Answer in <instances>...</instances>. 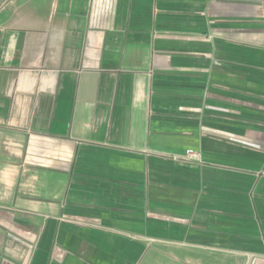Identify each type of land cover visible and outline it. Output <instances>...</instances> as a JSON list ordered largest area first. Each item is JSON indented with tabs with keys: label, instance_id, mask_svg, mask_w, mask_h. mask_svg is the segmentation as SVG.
Returning <instances> with one entry per match:
<instances>
[{
	"label": "crops",
	"instance_id": "crops-1",
	"mask_svg": "<svg viewBox=\"0 0 264 264\" xmlns=\"http://www.w3.org/2000/svg\"><path fill=\"white\" fill-rule=\"evenodd\" d=\"M0 264H264V0H0Z\"/></svg>",
	"mask_w": 264,
	"mask_h": 264
},
{
	"label": "built area",
	"instance_id": "built-area-1",
	"mask_svg": "<svg viewBox=\"0 0 264 264\" xmlns=\"http://www.w3.org/2000/svg\"><path fill=\"white\" fill-rule=\"evenodd\" d=\"M187 155L190 157H194L195 159L201 160V152L195 150H188Z\"/></svg>",
	"mask_w": 264,
	"mask_h": 264
}]
</instances>
